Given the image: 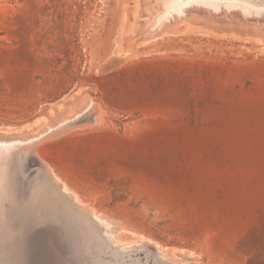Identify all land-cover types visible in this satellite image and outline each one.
Returning <instances> with one entry per match:
<instances>
[{
  "label": "rangeland",
  "instance_id": "rangeland-1",
  "mask_svg": "<svg viewBox=\"0 0 264 264\" xmlns=\"http://www.w3.org/2000/svg\"><path fill=\"white\" fill-rule=\"evenodd\" d=\"M161 10L159 0H0V136L36 135L95 101L103 124L37 154L121 225L132 247L103 233L108 264H264V15L194 6L156 28ZM28 205L25 238L1 240L18 243L22 262L0 254V264H92L101 250L80 251ZM142 236L164 252L134 243Z\"/></svg>",
  "mask_w": 264,
  "mask_h": 264
},
{
  "label": "bare ground",
  "instance_id": "bare-ground-1",
  "mask_svg": "<svg viewBox=\"0 0 264 264\" xmlns=\"http://www.w3.org/2000/svg\"><path fill=\"white\" fill-rule=\"evenodd\" d=\"M159 2L162 4V10L158 13V20L155 25L156 28H162L164 24L170 20L183 19L186 17L188 9L194 6L203 8L211 14L224 13L245 18H249L256 14L260 16L264 15V0H159ZM87 110L90 111V114L84 112ZM82 113L85 114L80 118ZM105 114L106 113L97 102L89 101L83 109L61 117L36 135L22 137L21 140H13L14 138L0 136V254L8 258L11 263L15 261L22 262L21 259L23 258V254L16 248L18 247V243L14 245L15 247L8 246L1 243V240L5 242V237L14 236V234H20L25 238L28 225L25 224L28 216H26L27 212H24L26 210L24 207L26 202L30 203L28 208L30 207L29 209L32 210V213L30 212L32 219L33 216L38 218L37 215L43 212L54 224H57L58 228L66 233L74 234L75 238L77 237L75 240H77L80 245L82 244L80 251H87L86 247L90 244L95 247V252H98V249L101 250L93 256L92 264H108L103 254L101 255L102 252L105 253L103 250H105V248L107 249L108 245L103 233H105L106 238L110 242L121 248L119 249L121 250L120 252H125L129 250L128 248L130 246L132 247V243L123 242L117 235L118 228L120 229L119 226H121L120 224L117 223L119 225L117 226L118 228L115 226L116 224H113L116 228L113 227L112 223L115 222L113 218H109L110 216L107 217L104 213L102 214L96 209L97 207H94V204L91 205L85 201L78 191L69 188L67 183H65L66 181L64 182L61 180L62 178L55 173V170L50 169V166L48 167L46 163L42 161L43 159L41 160V157H38L39 153L37 154L38 148L45 140L49 139L52 141L55 137L57 139V136L63 137L64 133L68 135L73 132L72 129L79 125L82 127L98 123L103 124L105 121ZM70 130H72V132H70ZM45 133L48 134L46 136L44 135V137L43 134ZM40 136L44 137L43 140L37 139ZM33 164L35 165L33 166ZM27 174H29L30 178H26V176H28ZM34 181L38 183L41 188H39V190L37 189V191H30L29 189L33 186L32 182ZM23 185H26L28 190H23L21 188ZM38 236L39 235L34 233L31 238L33 239ZM143 240H146L145 244L149 249L160 251V253L161 251L164 252V249H162L163 247H159L162 246V244L158 245L154 242V244H150L147 242L145 236H142L140 240H136L134 243L142 242ZM155 240L152 238L151 241ZM25 248L27 250V247ZM22 251L23 250H21V252ZM27 251L30 252L31 249ZM179 254H181V252L175 255L177 256ZM186 254L187 253H185V255ZM186 256L187 258L190 257V255ZM186 256L185 259H187ZM25 258L28 259V256H25ZM168 259L166 258L165 260L169 261ZM183 259L184 257L182 260ZM31 261V264H33V259H31ZM171 261H173L172 258L170 262ZM181 262L185 263L186 261H180V263L177 261V264H181ZM80 264L87 263L82 262Z\"/></svg>",
  "mask_w": 264,
  "mask_h": 264
}]
</instances>
